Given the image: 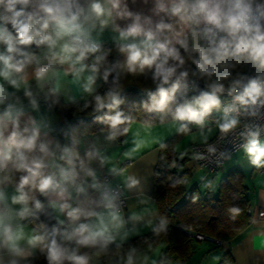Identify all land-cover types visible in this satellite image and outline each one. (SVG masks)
I'll return each mask as SVG.
<instances>
[{"label":"clouds","instance_id":"clouds-1","mask_svg":"<svg viewBox=\"0 0 264 264\" xmlns=\"http://www.w3.org/2000/svg\"><path fill=\"white\" fill-rule=\"evenodd\" d=\"M0 264H264V0H0Z\"/></svg>","mask_w":264,"mask_h":264},{"label":"crops","instance_id":"crops-1","mask_svg":"<svg viewBox=\"0 0 264 264\" xmlns=\"http://www.w3.org/2000/svg\"><path fill=\"white\" fill-rule=\"evenodd\" d=\"M194 252H195L196 254H199V249H194Z\"/></svg>","mask_w":264,"mask_h":264}]
</instances>
